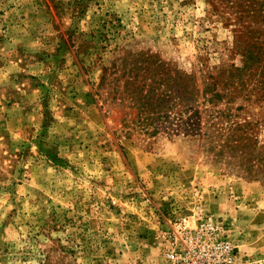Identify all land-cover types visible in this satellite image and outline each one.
I'll return each instance as SVG.
<instances>
[{"label":"rangeland","instance_id":"rangeland-1","mask_svg":"<svg viewBox=\"0 0 264 264\" xmlns=\"http://www.w3.org/2000/svg\"><path fill=\"white\" fill-rule=\"evenodd\" d=\"M227 107L262 140L264 0H0V264H162L198 213L264 264L262 163L203 136Z\"/></svg>","mask_w":264,"mask_h":264},{"label":"trees","instance_id":"trees-1","mask_svg":"<svg viewBox=\"0 0 264 264\" xmlns=\"http://www.w3.org/2000/svg\"><path fill=\"white\" fill-rule=\"evenodd\" d=\"M177 85V83H176ZM216 96H210L206 98V102H213L217 99ZM220 100L221 97L219 96ZM150 98L142 96L138 99L139 107L142 110L143 118L138 120L139 123L143 124L144 127L152 126L156 121H161L164 116L167 115L168 111L173 110L174 100L177 99L179 111L175 112L173 120L184 121L187 118V114L192 110L190 106L189 96H185L183 91L180 95L176 91L173 92V96L170 100L164 101L163 103L153 104L149 101ZM185 101V102H184ZM184 102V104L182 103ZM157 105H161L156 113H152L153 108ZM228 105V103L226 104ZM215 106V104H214ZM145 114V115H144ZM236 114L231 113V108L227 107L226 110H215L208 119H205L203 124L205 130L203 136L208 140L215 141V144L219 146V154L223 155L228 153L230 157H236L240 166L249 168L254 161V158H258L262 163L260 169L264 168V128L263 138L258 140L256 124L248 117L247 119L234 121ZM157 118H159L157 120ZM189 119V117H188ZM185 126L188 127L185 123ZM261 127V125H260ZM262 128V127H261Z\"/></svg>","mask_w":264,"mask_h":264},{"label":"built area","instance_id":"built-area-1","mask_svg":"<svg viewBox=\"0 0 264 264\" xmlns=\"http://www.w3.org/2000/svg\"><path fill=\"white\" fill-rule=\"evenodd\" d=\"M162 264H239L238 248L228 224L198 213L170 222L160 233Z\"/></svg>","mask_w":264,"mask_h":264}]
</instances>
